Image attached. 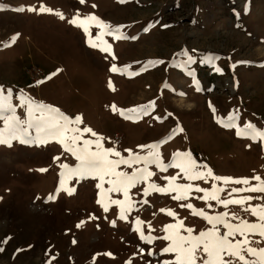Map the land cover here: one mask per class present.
<instances>
[{"label": "rangeland", "instance_id": "rangeland-1", "mask_svg": "<svg viewBox=\"0 0 264 264\" xmlns=\"http://www.w3.org/2000/svg\"><path fill=\"white\" fill-rule=\"evenodd\" d=\"M41 4L65 18L61 20L54 12L27 10ZM20 7L24 11H16ZM77 11L81 17L94 14L112 26L123 25L121 32L136 38L105 36L113 59L99 48L89 47L83 30L68 22ZM98 31L91 28L93 38ZM17 33L15 43L2 46ZM182 51L193 57L191 64L183 63L187 56L177 55ZM149 60L164 63L150 66L138 76L109 70L112 64L118 68L130 65L129 72H136ZM54 72L51 79H45ZM39 80L44 83L37 84ZM165 81L186 95L179 97L162 88ZM0 88L5 95L11 89L13 105H21L19 96L23 94L69 117L80 115L82 123L74 127H90L103 138L104 148L114 147L124 157L129 155L125 149L146 154L147 149L137 146L168 137L179 122L184 131L159 148L165 163L174 152L189 151L215 175L248 177L249 184H225L211 178L188 181L182 173L176 182L202 189H211L215 183L224 188L220 193L223 199L253 197L243 207H224L214 201H209L212 207H208L197 198L204 193L195 190L186 201L172 199L174 193L144 196L148 183L164 187L168 184L164 177L179 173L177 168L160 171L149 165L155 175L130 190L137 203L126 219H120V206L110 200H124L122 192H102L96 187L99 180L91 177H72L60 183V173L66 171L60 165L75 167L78 162L59 143L12 140L11 147L0 144V264H163L174 258V254L161 251L169 241L153 239L148 243L133 230L138 227L145 235L163 237L164 226L175 223L176 218L160 209L174 211L195 235L211 225L181 207L182 203H191L209 215L235 213L249 222L256 218L243 208L264 204V193L231 191L256 184L251 180L254 175L264 178V142L237 136L235 128L218 124L209 108L211 102L216 118L238 112V126L251 123L264 130V0H128L123 4L118 0H0ZM151 100L156 101L155 109L136 122L119 114L120 109ZM166 110L173 115L155 119L163 118ZM15 111L21 120L29 119L26 106ZM22 127H28L27 123ZM0 129H5L2 119ZM38 135L35 128H29L24 138L35 141ZM83 135L96 139L90 133ZM137 167L143 164L132 168L121 165L118 170L131 173ZM42 168L47 171H38ZM103 187H109L107 182ZM68 189H74L72 195ZM98 199L102 203L98 204ZM143 200L148 203H139ZM103 205L108 206L107 212ZM137 218L145 223L136 224ZM229 219L239 223L231 216ZM249 239L253 247H264L258 235Z\"/></svg>", "mask_w": 264, "mask_h": 264}, {"label": "snow or ice", "instance_id": "snow-or-ice-1", "mask_svg": "<svg viewBox=\"0 0 264 264\" xmlns=\"http://www.w3.org/2000/svg\"><path fill=\"white\" fill-rule=\"evenodd\" d=\"M84 3L85 0H80ZM123 4L128 0H118ZM96 7V5H93ZM28 11H39L53 13L54 10L41 4L38 9L29 7ZM247 10V8H245ZM16 11H24L23 7L17 8ZM61 20L65 17L63 13L59 11L54 12ZM73 26L79 27L83 30L86 37V42L89 47L99 48L101 52L108 53L115 59L114 53L111 52V45L104 40L105 36H111L114 40L122 39H135L136 37H127L121 32L123 25L112 26L101 18L94 14H87L83 17L79 12L68 21ZM95 26L99 29L96 36L93 38L91 35V28ZM152 25H149L151 27ZM163 27H167L164 25ZM144 31H148V27L144 28ZM19 34H15L10 38V43H5L3 47H9L11 43H15ZM95 41V42H94ZM103 45V46H102ZM177 55H185L187 59L183 61L185 65L193 62V57L188 55L187 52H181ZM139 63V62H137ZM163 60H149L144 62L143 66L136 72H129L130 65H125L122 68H118L116 64H112L110 71L120 72L122 75L138 76L140 72L146 71L148 67L163 64ZM234 66V65H233ZM61 71L57 69V72ZM216 71H221L216 69ZM56 73H51L45 79H51ZM191 75V72L189 73ZM37 84L44 83V80L36 81ZM195 83V81H194ZM108 86L113 91L115 90L111 80H109ZM162 88L170 90L172 93L179 97H184L186 93L178 91L165 81ZM21 105L27 107V114L29 119L27 121L21 120L16 115V107L21 105H13L12 91L7 90V95L2 88H0V119L4 121L5 129H0V144H6L11 147L12 140H19L20 143L34 142L37 144H46L52 140L59 143L65 150L75 157L78 162L75 167H69L66 164H61L60 167L66 171L60 173L61 181L63 185L67 178L77 177H91L98 179L96 187L101 189L102 192H122L124 200H110L111 204L120 206V219H126V213L134 210L137 202L132 201L129 193L130 190L135 188L137 184L141 182H148L149 178L155 175L149 170V165H155L160 171H167L169 168L179 169L177 175L171 177H164L168 181V184L164 187L157 185L156 183H148V186L144 188V196H148L151 192H157L160 194H172V199L177 201H186L191 196L193 190L196 192H203V196L197 197L204 200L208 207H212L209 201H214L216 204L227 207L229 205L244 206L247 201L253 199L251 196H244L241 198L223 199L220 195L224 191V188L217 186L213 183L211 189H202L199 186H194L192 183H177L179 174H183L184 178L188 181L196 180H208L211 178L213 181H223L225 184L231 182L235 184H249L248 177L233 178V177H221L215 175L211 168L206 165L199 164L192 156L191 152H180L179 150L172 154L171 159L168 162H164L162 154L159 148L162 144L167 143L168 139H171L173 135L178 132H183L184 129L177 122L176 127L172 130L168 137L159 141L152 142L147 145H138L141 150L147 149L146 154H140L139 152H133L132 149H125L129 154L128 157L121 155L119 151L113 148H104L102 145V137L94 132L90 127H74V124H81L82 117L76 115L74 118L69 117L62 113L60 109L38 102L30 97L21 94L19 96ZM113 111H116V106H110ZM156 107V101L151 100L147 104L138 105L130 109H120L119 114L127 120L136 122L143 116L149 115V113ZM209 108L213 112L214 119L218 124H221L225 128H235L237 136H247L252 140L259 139L264 142V130H258L255 125L251 123H245L243 127L236 124L238 119V112H232L227 118H216V109L209 102ZM173 114L167 112L162 117H155L157 120L166 119ZM27 123L28 127H22ZM29 128H35L36 132L40 135L37 136L35 141L30 138L24 137L28 134ZM5 131L8 135L5 136ZM84 133H90L95 140L84 137ZM93 146H95L93 148ZM111 157H116L113 159ZM54 160H58L59 157H54ZM143 164V167L135 168L131 173L125 172L120 169L121 165L132 168L134 165ZM40 172H45L47 169H38ZM251 180L257 183L248 188H233L232 192H258L264 193V178L259 175H254ZM107 182L109 187L104 189V184ZM60 189L58 188L57 191ZM68 194L72 195L74 189H68ZM99 195V194H98ZM260 197H256L259 199ZM49 199H54V196H49ZM97 203H102L100 199ZM139 203H148L147 200H143ZM181 207H186L192 210L193 215H198L205 219L211 227L206 230H201L198 234H193L194 230L190 227H185L182 220L177 217V214L171 209H160L161 212H165L167 215L176 218V222L165 225L163 231L165 235L163 237H152L151 234L145 235L140 228L134 227L133 230L140 234V239L148 243H151L153 239H163L169 241L168 245L161 251L163 253H172L174 258L170 261L166 260L163 264H264V247H253L252 241L249 239L251 236H259L261 240H264V204L251 205L244 207L245 212H249L256 218L255 222H249L248 220L240 219L235 213L220 212L217 214L209 215L204 209H195L191 203H182ZM104 211H108V206L103 205ZM239 220V223H232L229 219ZM82 223V222H81ZM113 226L115 221L112 222ZM139 218L136 220V224H143ZM149 227H150V222ZM80 225L78 224L77 227ZM224 229L225 231H221ZM243 237V239H236V237ZM231 238V239H230ZM260 241H257L259 243ZM75 243V241H74ZM3 249H0L2 251ZM143 251V250H141ZM111 255V253H106ZM148 255H153L149 252Z\"/></svg>", "mask_w": 264, "mask_h": 264}]
</instances>
